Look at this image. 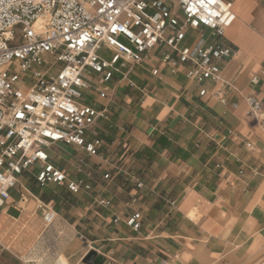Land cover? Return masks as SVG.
I'll return each instance as SVG.
<instances>
[{"label":"crops","instance_id":"crops-1","mask_svg":"<svg viewBox=\"0 0 264 264\" xmlns=\"http://www.w3.org/2000/svg\"><path fill=\"white\" fill-rule=\"evenodd\" d=\"M229 1L237 20L223 43L236 55L218 64L227 84L222 96L208 83L201 98L200 88L162 64L160 54L125 70L134 87L116 74L106 84V104L87 103L107 112L90 136L102 141L100 156L56 145L76 154L82 175L72 180L89 182L92 192L41 188L37 168L19 176L0 213V264H81L91 254L95 264H264V131L246 115L245 102L264 99V0ZM87 160L112 167L111 179L86 170ZM51 163L71 178L64 163L52 156ZM22 186L54 208L51 226L36 200L20 202ZM102 199L112 206H98ZM134 213L142 216L139 232L125 223Z\"/></svg>","mask_w":264,"mask_h":264},{"label":"built area","instance_id":"built-area-1","mask_svg":"<svg viewBox=\"0 0 264 264\" xmlns=\"http://www.w3.org/2000/svg\"><path fill=\"white\" fill-rule=\"evenodd\" d=\"M236 20L229 0H0V213L19 176L34 168L41 188L65 186L73 195L92 192L89 182L72 180L52 164L49 151L65 145L100 156L103 143L90 136L107 112L84 102L95 76L97 94L107 100L106 84L116 74L134 87L125 70L160 54L162 64L173 73L183 71L200 88L201 98L209 94L208 83L219 85L215 95L221 97L227 84L218 64L236 55L223 38ZM259 82V77L252 79L253 85ZM245 102L246 115L264 131V99L248 96ZM246 146L254 149L250 142ZM21 188L20 202L36 200L51 226L54 208ZM97 204L112 206L106 199ZM141 219V213H134L125 223L139 232Z\"/></svg>","mask_w":264,"mask_h":264},{"label":"rangeland","instance_id":"rangeland-1","mask_svg":"<svg viewBox=\"0 0 264 264\" xmlns=\"http://www.w3.org/2000/svg\"><path fill=\"white\" fill-rule=\"evenodd\" d=\"M95 79V80H94ZM96 81H98V79L96 78V76L93 78V80H92V83H91V85H92V87H93V85H96L95 84V82ZM90 92H92V93H90ZM90 96V97H89ZM89 101L91 102L90 104H92V105H99V103L100 102H102V103H105L106 104V101L107 100H100V98H99V96L95 93V90H90L89 91V93H85L84 94V102H86V103H89ZM98 126L100 127V128H102V129H104L105 127H104V125H102V124H100V123H98ZM65 146V145H64ZM72 149V148H71ZM78 155V154H77ZM51 156H52V158H53V160H57L58 162H62V163H64V166H66L67 167V169H68V173L70 174V176H71V179L73 178H79L80 177V175H82V174H80L79 172H78V165H79V163H78V159H77V156H76V154L74 153V154H70L69 152H67V151H65V150H62V149H59L58 147H53V149H52V154H51ZM66 156H70L71 158L69 159V158H67V160L65 159L66 158ZM74 158H76V160L74 159ZM116 164V167L119 165L117 162H115ZM113 164V163H112ZM87 166H88V168H85L86 170L87 169H92V170H96V171H98L99 172V175H98V173H97V175L96 176H100V177H102V179L104 180V181H106L105 179H104V176L107 174V173H109V174H113L115 171H111L112 170V167H109V166H107V167H105V168H102L101 166H100V169H98L97 167V165L94 163V161H91V160H87ZM83 172L85 171V170H82ZM89 172H91V173H93L92 171H89ZM88 172V173H89ZM87 173V174H88ZM93 175H95V174H93ZM87 202H88V200H87ZM92 207V209H91V212L92 211H94L93 209L95 208L94 207V205H92L91 206ZM93 256H94V254H93ZM93 262L95 263V260H93ZM100 262V261H99ZM98 262V264H100ZM97 264V263H96Z\"/></svg>","mask_w":264,"mask_h":264},{"label":"water","instance_id":"water-1","mask_svg":"<svg viewBox=\"0 0 264 264\" xmlns=\"http://www.w3.org/2000/svg\"><path fill=\"white\" fill-rule=\"evenodd\" d=\"M93 260H94V259H93V254H91L90 257H88V258L85 260V262H86V263H93Z\"/></svg>","mask_w":264,"mask_h":264}]
</instances>
